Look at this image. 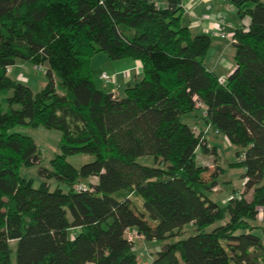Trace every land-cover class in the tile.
I'll return each instance as SVG.
<instances>
[{"label": "trees", "instance_id": "trees-1", "mask_svg": "<svg viewBox=\"0 0 264 264\" xmlns=\"http://www.w3.org/2000/svg\"><path fill=\"white\" fill-rule=\"evenodd\" d=\"M231 1L250 22L234 32L235 68L221 82L205 63L212 37L190 29L180 0H0V264H143L127 229L158 243L148 264H264L254 232L264 220V0ZM101 51L142 63L121 96L94 80L88 62ZM18 59L46 68L43 88L9 75ZM198 103L241 158L240 198L210 195L219 173L204 180L197 162L208 141L182 119ZM18 125L61 132L37 187L22 169L41 162L40 148L10 132ZM74 154L94 159L78 168ZM188 225L196 232L182 238Z\"/></svg>", "mask_w": 264, "mask_h": 264}, {"label": "rangeland", "instance_id": "rangeland-1", "mask_svg": "<svg viewBox=\"0 0 264 264\" xmlns=\"http://www.w3.org/2000/svg\"><path fill=\"white\" fill-rule=\"evenodd\" d=\"M214 49L215 48H212V52L214 51ZM120 60L110 59L108 55L103 51L90 57L88 65L94 77V80L99 87L103 88L105 85L103 81L100 79L101 72L103 70H108L111 72L117 71L116 69L120 63L119 62ZM21 62L25 64V66L22 67L20 65ZM12 68L11 70H13V72L9 71V75L16 79L18 78L17 77L18 75H23L21 82L26 83L29 86H31L35 92L43 88L48 82V76L46 75L45 67H40L33 63L18 59L17 65ZM55 82H56V87H57L58 92L62 93L64 90H63V87L59 83V77L57 75H55ZM1 103H2L3 110L8 111L9 110L8 103L6 102L4 103L1 102ZM14 107H18V106L15 105ZM198 113H199L200 119L205 117L204 110L201 109L197 112V114ZM182 119L184 122L193 126L192 125L193 120H192V117H190V115H184ZM202 127H203L202 129L203 131L206 130L205 126H202ZM196 130L197 132H199L198 128H196ZM10 132H21V133L30 135L34 138V140L38 144L40 148V152H41V162L24 167L22 169V175L26 178H32L34 180L35 187L39 186L41 182L45 180V178L40 175L39 168L42 166L51 168V159L55 156L57 152L60 151L59 143L61 139V132L56 129H50V128L44 127L42 125L36 126V127L18 125L12 128ZM209 132H213L214 134H217L213 130V127L211 130H209ZM204 133L207 134L206 131ZM221 136L223 139L215 140L213 142L214 146L217 149L215 156L213 153L206 154L207 152H204V150L200 147L197 150V162L200 165H204L207 158L209 160H213L215 157H217V159H219V165L223 168V171L220 172L216 176V179L218 180V183L222 187L225 188L226 193H232V195H234L236 192H239L242 189L243 179L241 178V175L244 169L236 163L239 160H241L240 157L238 158L235 155L236 148L228 141L227 138L226 139L224 138L223 134H221ZM210 154H213L214 157L211 156ZM67 159L75 167L79 168L84 163L92 161L94 157L89 154H74V155H69ZM138 161L146 165L155 164L152 156H141L139 157ZM212 170L213 168L210 171ZM210 171L206 170L203 172L204 180L210 179L211 177ZM49 181H50V184L52 185V189H54L55 185L57 184L56 180L49 179ZM63 187L66 188L65 186ZM210 195L214 199L219 198L217 196V193L210 192ZM129 202L136 212H139L142 209L143 201H142V198L138 194L131 195V197L129 198ZM213 227L214 226L210 227L209 229H212ZM195 232H196V227L194 225H188L185 227V233L183 234L182 238L188 237L189 235H192ZM255 233H257L258 235L262 237V239H264V227L263 228L259 227L258 230L255 231ZM152 242L155 243L154 241ZM148 244L149 245L147 244L143 245L142 243H140L139 239H136L135 249H136L138 258L141 259L143 254L147 256V252L149 251V249H151V252H152L151 256L153 257L156 256V248H153L154 244H152L149 241H148Z\"/></svg>", "mask_w": 264, "mask_h": 264}, {"label": "crops", "instance_id": "crops-1", "mask_svg": "<svg viewBox=\"0 0 264 264\" xmlns=\"http://www.w3.org/2000/svg\"><path fill=\"white\" fill-rule=\"evenodd\" d=\"M152 1L160 5H166L168 0H152ZM180 3H181V6L183 7V20L190 27V29L194 33H207V34H210L212 37L211 46L205 57V63L207 67L213 72H215L218 76L224 77V78L227 77L235 68L234 55H235L236 49L233 43L229 39L221 38L212 33L210 21L206 19V17L208 15L225 16L226 19H228L232 23V27L228 28L230 32H235L237 27L244 26V25L247 26L250 22V19L248 17H244L243 19H240L237 14L236 8H233V9L228 8L229 0H180ZM212 48H215L213 52H212ZM119 62L121 64L119 63V65L117 66V69H116L117 71H114V72H111L108 70H103V71H108L112 74H115L116 76L115 82H112L109 85H104L105 88L109 91H112V89L115 88L117 90V94L121 96L123 95L124 90L129 85L134 84L135 82L139 81L142 78L143 68H142L141 61L137 59L126 58V59H121ZM20 65L22 67L25 66V64H23L22 62L20 63ZM124 70L129 71L127 76L122 75V72ZM11 72H13V70H11ZM17 77L20 78V79L17 78L18 80H22L23 75H18ZM201 109L205 111L204 107L199 108V110ZM197 112L190 114V117H192V120H193L192 125L198 128L199 131L203 132L204 136L206 137L208 141L210 152H212L215 156L217 149L214 146L213 142L215 140L223 139L221 136V133L214 130V128L213 130L217 134H214L213 132H209V130L212 129V126L205 122L204 117L200 119L199 113L197 114ZM202 126H205L206 130L203 131ZM205 131L207 132V134L204 133ZM224 138L226 139L225 136ZM213 154H210V155L213 156ZM204 165L207 167L208 171H210L213 168V170L210 171L211 174L214 171L218 173L223 171V168L219 165V159H217V157H215L213 160H209L207 158ZM97 181H98V178L95 176H92L88 178L86 182L87 183L88 182L97 183ZM213 192L217 193V196L219 197L217 200L222 203H225L227 201V198L230 195H232V193H226L225 188L222 187L219 183L213 189ZM256 223L259 225V227L261 228L264 227V220L262 218V213L259 214ZM259 227H257L254 230V232L258 230ZM138 239L140 243H142L143 245L145 244L149 245L148 241L145 240L144 238L141 237ZM262 240L264 241V239ZM149 242L154 244L153 248L158 249L159 246L156 242L155 243H153L152 241H149ZM151 254H152L151 249H149V251L147 252V256L143 254L141 259L138 258L139 262L143 264H148L154 258L153 256H151Z\"/></svg>", "mask_w": 264, "mask_h": 264}, {"label": "built area", "instance_id": "built-area-1", "mask_svg": "<svg viewBox=\"0 0 264 264\" xmlns=\"http://www.w3.org/2000/svg\"><path fill=\"white\" fill-rule=\"evenodd\" d=\"M228 8L229 9L236 8L231 0H229ZM206 19H208L210 21V25H211L213 34H215L221 38L229 39L231 42H233L235 40L234 39V32H230L228 29L229 27H232V23L228 19H226L225 16H223V15H219V16L208 15L206 17ZM244 26L247 27L246 25H244ZM7 71L8 72L11 71V66L7 68ZM128 73H129L128 70H124L122 72V75L127 76ZM115 77H116L115 74H112L108 71H102L100 74V79L103 81V83L105 85L110 84L112 82H115ZM220 81L224 82L225 78L220 77ZM112 91L117 93V90L115 88H113ZM197 107L203 108L204 106L201 103H198ZM245 181H246V178L242 180V189L239 192H237L236 194L230 195L227 198L228 200L233 198V197H237V198L241 197L242 192L244 190ZM77 189L86 190L87 186L85 184H79V185H77ZM126 235H127L128 240L133 242V243L136 241V239L141 237L139 234H137L135 231H133L131 229L126 230Z\"/></svg>", "mask_w": 264, "mask_h": 264}]
</instances>
